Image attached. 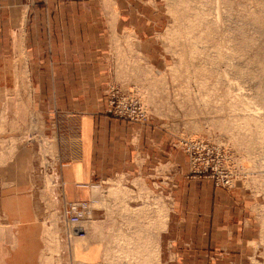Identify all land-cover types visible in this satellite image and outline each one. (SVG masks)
<instances>
[{"label": "rangeland", "instance_id": "374dc122", "mask_svg": "<svg viewBox=\"0 0 264 264\" xmlns=\"http://www.w3.org/2000/svg\"><path fill=\"white\" fill-rule=\"evenodd\" d=\"M120 1L132 26H116V41L130 43L110 58L108 114L116 118L113 96L121 107L126 99L142 120L116 119L173 140L178 185L165 177L161 192L132 191L102 182L97 192L84 190V200H67L60 170L74 158L76 139L66 145L49 112L33 107L20 64L19 90L0 91V264H161L159 237L176 193L186 217L208 213L213 201L220 228L239 226L246 246L216 257L218 264H264V0ZM92 199L78 236L68 207ZM182 231L173 250L164 238L162 264L216 261L197 254L198 231Z\"/></svg>", "mask_w": 264, "mask_h": 264}, {"label": "crops", "instance_id": "0c3cea01", "mask_svg": "<svg viewBox=\"0 0 264 264\" xmlns=\"http://www.w3.org/2000/svg\"><path fill=\"white\" fill-rule=\"evenodd\" d=\"M122 7L120 0H0V91L19 90V67L25 64L33 107L49 112L47 120L58 127L66 145L76 139L74 158L60 170L69 201L86 198L87 193L76 188L80 183L119 184L132 191L148 186L161 192L166 177L178 185L173 140L164 143L156 128L108 114L107 93L114 84L110 58L130 43L115 39L116 26H132ZM64 119L74 125L67 127ZM63 153L67 156L66 148ZM177 199L176 193L167 231L159 237L161 264L164 238L169 250L177 248L185 240L182 227L198 231L195 249L203 257H221L246 246L239 242L238 225L235 230L219 227L213 201L208 213L195 211L186 217Z\"/></svg>", "mask_w": 264, "mask_h": 264}, {"label": "built area", "instance_id": "2783aa9c", "mask_svg": "<svg viewBox=\"0 0 264 264\" xmlns=\"http://www.w3.org/2000/svg\"><path fill=\"white\" fill-rule=\"evenodd\" d=\"M127 104L124 106H119L116 103V96H113L111 99L112 109L109 111L110 114L115 116L116 118L126 119L129 121L140 122L142 120V114L140 110L136 106H131L129 101L126 100ZM133 101V100H132ZM101 183H80L76 185L77 189L80 190H88L90 192H97L102 188ZM98 202L95 199L91 201H80L71 203L67 210V219L71 226L74 227V231L78 236L85 235V224L89 220H91V215L94 211V206Z\"/></svg>", "mask_w": 264, "mask_h": 264}, {"label": "bare ground", "instance_id": "6f19581e", "mask_svg": "<svg viewBox=\"0 0 264 264\" xmlns=\"http://www.w3.org/2000/svg\"><path fill=\"white\" fill-rule=\"evenodd\" d=\"M218 1H219V0H218ZM218 1H217V3L219 4L220 1H219V2H218ZM219 5H220V4H219ZM220 8H221V7H220ZM221 10H222V9H221ZM218 11H219V9H218ZM217 14H218V16H220V13H219V12H217ZM221 15H222V13H221ZM216 16H217V15H216ZM223 16H224V15H223ZM218 18L220 19V17H218ZM213 20H214V18H213ZM217 20H218V19H217ZM217 20H216V21H217ZM223 20H224V19H223ZM214 21H215V20H214ZM219 21H220V20H218V22H219ZM211 23H212V22H211ZM216 23H217V22H216ZM222 23H223V22H222ZM217 24H218V23H217ZM219 24H220V22H219ZM219 24H218V25H219ZM214 25H215V24H214ZM216 26H217V25H216ZM220 26H221V25H220ZM221 27H222V26H221ZM226 27H227V26H226ZM220 29H221V28H220ZM221 31H222V30H221ZM222 37H223V36H222ZM222 39H223V38H222ZM222 42H223V41H222ZM193 43H195V41H194ZM220 73H221V72H220ZM226 74H227V73H225V75L223 74V72L221 73L222 77H223V76H224V77H225V76L228 77V75H226ZM210 77H211V76H210ZM224 77L222 78V80L225 79ZM225 80H227V78H226ZM223 81H224V80H223ZM259 96H260V95H259ZM248 109H249V108H248ZM259 110H260V109H259ZM245 111H246V112L249 111L248 113H249L250 115H252V114H256V113L259 114V115L261 114V113H259L260 111H258V109H254V110H251V109H250V110H245ZM252 111H253V112H252ZM259 115H258V116H259ZM261 115H262V114H261ZM245 116H246V115H245ZM249 119H250V118H249ZM252 119H253V118H252ZM254 122H255V121H254ZM251 123H252V122H251ZM32 124H33V123H32ZM249 124H250V121H249Z\"/></svg>", "mask_w": 264, "mask_h": 264}]
</instances>
